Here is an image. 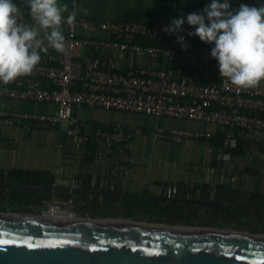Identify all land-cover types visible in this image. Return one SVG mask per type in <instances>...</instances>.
<instances>
[{
	"label": "built area",
	"instance_id": "2783aa9c",
	"mask_svg": "<svg viewBox=\"0 0 264 264\" xmlns=\"http://www.w3.org/2000/svg\"><path fill=\"white\" fill-rule=\"evenodd\" d=\"M21 11L29 21L28 8L21 7ZM167 25L77 17L72 25L65 23L66 54L51 49L42 52L40 63L30 75L0 84V100L52 105L54 112L0 109V127L27 122L28 129L32 124L62 129L80 159L90 139L109 147L124 146L131 133L121 124L86 126L74 116L75 108L214 126L217 132L156 128L151 135L154 140L176 145L194 141L209 146L219 134L224 136L223 153L236 147L238 131L245 138L264 140V83L237 93L220 80L217 61L210 55L214 45L201 42L197 36L189 37L187 33L194 27L183 25L184 31L177 35L184 36L189 45L184 51L176 36L163 31ZM78 186L77 180L72 181L71 191ZM177 195V186L165 193L168 199ZM49 203L71 219H90L88 214L76 211L73 198L52 199ZM64 205L70 209H64Z\"/></svg>",
	"mask_w": 264,
	"mask_h": 264
},
{
	"label": "crops",
	"instance_id": "0c3cea01",
	"mask_svg": "<svg viewBox=\"0 0 264 264\" xmlns=\"http://www.w3.org/2000/svg\"><path fill=\"white\" fill-rule=\"evenodd\" d=\"M27 8L26 0H14ZM78 11L77 18L98 20H125L149 24H170L173 18L202 11L210 0H61ZM232 7L240 4L264 6V0H230ZM86 12V14H85ZM67 15V14H65ZM30 22V20L26 21ZM0 109L27 113H52L55 106L12 100H0ZM86 126L108 128L114 124L127 127L131 133L128 144L109 147L94 140L96 160L80 159L68 145L59 128L16 123L0 127V170L48 171L55 185L70 187L80 176L91 177L101 187L124 195L152 194L162 197L172 186L226 188L228 199L226 220L234 226H264V204L250 201L251 196L264 200V140L251 142L244 155L233 156L221 152L213 145L203 146L194 141L176 145L154 140L151 132L156 128L202 129L217 132L214 126L191 124L168 118H152L103 109L75 108L73 111ZM67 143V144H66ZM253 143V144H252ZM225 172V173H224ZM199 197V196H198ZM198 227V226H195ZM216 228V227H213ZM236 230V229H234ZM259 233V232H256ZM264 234V230L262 232Z\"/></svg>",
	"mask_w": 264,
	"mask_h": 264
},
{
	"label": "water",
	"instance_id": "95a60500",
	"mask_svg": "<svg viewBox=\"0 0 264 264\" xmlns=\"http://www.w3.org/2000/svg\"><path fill=\"white\" fill-rule=\"evenodd\" d=\"M42 217L0 213V264H264L262 233Z\"/></svg>",
	"mask_w": 264,
	"mask_h": 264
},
{
	"label": "clouds",
	"instance_id": "9594fccd",
	"mask_svg": "<svg viewBox=\"0 0 264 264\" xmlns=\"http://www.w3.org/2000/svg\"><path fill=\"white\" fill-rule=\"evenodd\" d=\"M26 22L21 5L0 0V84L8 85L30 75L40 63L41 53L49 49L66 54L64 25L75 22L78 11L61 0H26ZM67 14V16H65ZM86 14V12H85ZM186 22L194 27L187 33L214 45L211 58L217 61L220 80L237 93L255 89L264 83V6L240 4L230 0H210L202 11L189 13ZM185 18H173L163 28L186 51L189 45L183 32Z\"/></svg>",
	"mask_w": 264,
	"mask_h": 264
},
{
	"label": "trees",
	"instance_id": "16d2710c",
	"mask_svg": "<svg viewBox=\"0 0 264 264\" xmlns=\"http://www.w3.org/2000/svg\"><path fill=\"white\" fill-rule=\"evenodd\" d=\"M223 137L217 134L210 140V145L221 151ZM250 144L251 142L238 131L236 147L226 154L242 156ZM97 145L94 139L89 140L85 146L86 159L96 160L99 157ZM77 182L78 188L71 191L70 187L56 186L54 176L48 171L0 170V212L8 209L13 212H29L33 209L40 211L45 203L51 202L52 199L66 201L73 198L75 204H78L76 211L92 217L121 216L128 219L148 220L151 223L210 228H222L223 225L220 223L228 222L225 204L230 192L226 188L194 187L188 190L179 185L178 195L168 199L165 194L162 197H155L149 193L137 196L124 195L101 187L98 181L92 184L91 177L80 176ZM22 188H39L42 191H27ZM253 198H256V202L264 204V200L259 196H251L249 199L252 203ZM243 229L244 226H238V230ZM247 230L253 233L263 232L254 231L250 226Z\"/></svg>",
	"mask_w": 264,
	"mask_h": 264
},
{
	"label": "rangeland",
	"instance_id": "374dc122",
	"mask_svg": "<svg viewBox=\"0 0 264 264\" xmlns=\"http://www.w3.org/2000/svg\"><path fill=\"white\" fill-rule=\"evenodd\" d=\"M50 205L51 204L49 202L48 203H45L44 207L40 211H37V210L33 209L32 211H29V212H13L12 210L8 209L5 212H0V213L13 214V215H25V216L36 217V216H42V215H44L45 212H47L49 210V206ZM77 205L75 204V207H77ZM64 209H70V206L64 205ZM102 219H123V220H129V221H133V222L151 223L148 220L128 219V218H123L121 216H118V217H107V216H103V215H97L95 217H92L90 215V220H102ZM78 220H82V219H78ZM160 224H167V223H160ZM167 225H169V224H167ZM176 225L185 226V225H181V224H176ZM220 225H223V227L222 228H217L216 227L215 229L226 230V231L245 232L244 230H238V226H236L235 228H234V226H230V225H233V224H230L229 222L220 223ZM234 229H236V230H234ZM253 229H254V231H260V230L263 231L264 230V226H257V227H254Z\"/></svg>",
	"mask_w": 264,
	"mask_h": 264
},
{
	"label": "bare ground",
	"instance_id": "6f19581e",
	"mask_svg": "<svg viewBox=\"0 0 264 264\" xmlns=\"http://www.w3.org/2000/svg\"><path fill=\"white\" fill-rule=\"evenodd\" d=\"M42 218L56 219V220H61V221H64V220L83 221V220H78V219L77 220L71 219L69 214H59V211L56 208H52V207H49V210L45 212ZM95 222L104 223V224L125 225V226H137L138 225V222L123 220V219H102V220H96ZM176 229L182 230L183 228L176 227Z\"/></svg>",
	"mask_w": 264,
	"mask_h": 264
},
{
	"label": "snow or ice",
	"instance_id": "6c2138e0",
	"mask_svg": "<svg viewBox=\"0 0 264 264\" xmlns=\"http://www.w3.org/2000/svg\"><path fill=\"white\" fill-rule=\"evenodd\" d=\"M258 264H259V262H258Z\"/></svg>",
	"mask_w": 264,
	"mask_h": 264
}]
</instances>
